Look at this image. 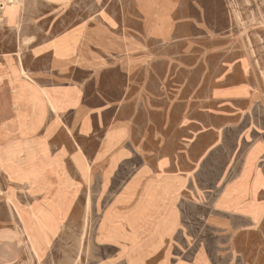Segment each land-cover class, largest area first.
<instances>
[{
	"label": "crops",
	"instance_id": "crops-1",
	"mask_svg": "<svg viewBox=\"0 0 264 264\" xmlns=\"http://www.w3.org/2000/svg\"><path fill=\"white\" fill-rule=\"evenodd\" d=\"M20 1L0 11V264L55 261L61 249L46 243L78 221L77 189L106 203L104 264L145 245L139 264H264V115L250 126L205 113L242 99L253 110L264 93L253 68L240 67L244 97L215 95L242 85L229 81L190 87L184 70L160 88L140 55L126 57L162 41L145 35L134 0L104 18L93 6L78 15L77 0ZM186 23L173 17L167 39ZM232 63L220 62L219 79Z\"/></svg>",
	"mask_w": 264,
	"mask_h": 264
},
{
	"label": "rangeland",
	"instance_id": "rangeland-1",
	"mask_svg": "<svg viewBox=\"0 0 264 264\" xmlns=\"http://www.w3.org/2000/svg\"><path fill=\"white\" fill-rule=\"evenodd\" d=\"M2 1L0 0V4H4V11L8 1H11L13 7L20 6L21 3L20 0H5L4 3ZM57 1L62 3V7L68 6L69 3V0ZM134 2L141 15L145 35L162 41L147 42L126 57L132 59L140 55L138 69L151 71L155 76L151 82L155 81L157 87L170 86L172 82H176L177 73L184 70L188 71L187 85L190 87L199 88L207 94L219 85L225 86L224 82L229 81L234 85H242L225 93L217 92L215 95L244 97L248 88L243 85L245 79L240 67L245 71L252 67L254 78L264 92V0H172L173 3L171 0H134ZM92 6L95 9L93 12H98L99 17L104 18L105 10L124 8L125 0H77L78 15L83 16L85 7L91 10ZM185 12L186 19H179ZM96 15L90 19L91 23H96ZM173 17L177 23L186 21L188 27L185 25H183L185 29L175 27L171 37L167 39L165 28L170 27ZM102 49L107 50L104 47ZM224 60H232L235 69L228 76H221L219 79L218 67ZM146 81H149L148 78ZM257 99L259 102L247 113L244 111L243 99L216 105L214 108L206 109L205 113L215 116L221 122L229 118L244 120L247 115L252 126L253 119H260L264 115V93L258 95ZM220 133L229 132L225 129ZM228 146V142H222L223 157L228 154ZM76 196L75 211L78 221L76 224L62 222L61 238L48 240L46 243V246L60 247L61 254L53 256L55 261L52 258L42 262L37 257L39 264H104L101 261L103 256L97 250L100 245L96 233L106 203L97 190L84 192L77 189ZM209 208L206 207V213ZM188 242L190 252L194 251L196 240L193 244L189 236ZM129 251L132 254L119 262L111 260L113 256L110 252L109 264H139L149 257L148 245L131 248ZM195 257V254L190 253L189 262H194ZM178 258L179 256L174 257L175 260H179Z\"/></svg>",
	"mask_w": 264,
	"mask_h": 264
},
{
	"label": "bare ground",
	"instance_id": "bare-ground-1",
	"mask_svg": "<svg viewBox=\"0 0 264 264\" xmlns=\"http://www.w3.org/2000/svg\"><path fill=\"white\" fill-rule=\"evenodd\" d=\"M5 0H3L2 2L4 3ZM0 11L3 12L4 11V4H0Z\"/></svg>",
	"mask_w": 264,
	"mask_h": 264
}]
</instances>
